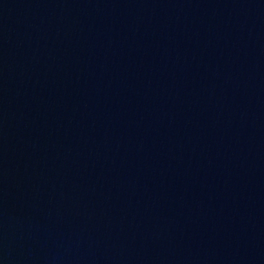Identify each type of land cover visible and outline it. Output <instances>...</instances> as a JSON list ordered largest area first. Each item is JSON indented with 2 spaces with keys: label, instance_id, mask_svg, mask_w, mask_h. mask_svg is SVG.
I'll list each match as a JSON object with an SVG mask.
<instances>
[{
  "label": "water",
  "instance_id": "obj_1",
  "mask_svg": "<svg viewBox=\"0 0 264 264\" xmlns=\"http://www.w3.org/2000/svg\"><path fill=\"white\" fill-rule=\"evenodd\" d=\"M0 264H264V0H0Z\"/></svg>",
  "mask_w": 264,
  "mask_h": 264
}]
</instances>
